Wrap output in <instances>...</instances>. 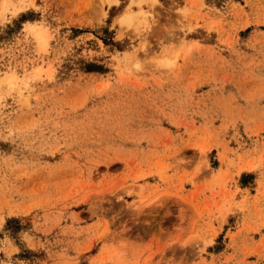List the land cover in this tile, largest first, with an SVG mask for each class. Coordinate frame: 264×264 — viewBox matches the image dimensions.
Wrapping results in <instances>:
<instances>
[{
    "label": "rangeland",
    "instance_id": "1",
    "mask_svg": "<svg viewBox=\"0 0 264 264\" xmlns=\"http://www.w3.org/2000/svg\"><path fill=\"white\" fill-rule=\"evenodd\" d=\"M0 264H264V0H0Z\"/></svg>",
    "mask_w": 264,
    "mask_h": 264
},
{
    "label": "bare ground",
    "instance_id": "2",
    "mask_svg": "<svg viewBox=\"0 0 264 264\" xmlns=\"http://www.w3.org/2000/svg\"><path fill=\"white\" fill-rule=\"evenodd\" d=\"M107 2V1H106ZM36 32V38L38 39V41L43 42L44 44H46V38H45V34L46 32H44L41 28H38ZM42 43V45H43ZM16 79V77L14 75H11L9 77L6 78V82H8L9 85H12L13 81Z\"/></svg>",
    "mask_w": 264,
    "mask_h": 264
}]
</instances>
